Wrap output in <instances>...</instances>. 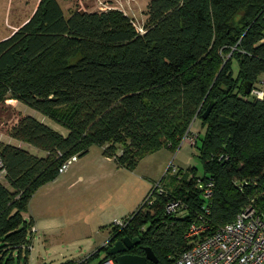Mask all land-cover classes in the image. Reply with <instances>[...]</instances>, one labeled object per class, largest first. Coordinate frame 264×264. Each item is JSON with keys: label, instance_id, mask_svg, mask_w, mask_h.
Instances as JSON below:
<instances>
[{"label": "trees", "instance_id": "16d2710c", "mask_svg": "<svg viewBox=\"0 0 264 264\" xmlns=\"http://www.w3.org/2000/svg\"><path fill=\"white\" fill-rule=\"evenodd\" d=\"M69 11L40 0L0 40V106L18 101L69 130L64 136L15 111L7 135L46 156L0 141V264H30L35 222L24 212L71 157L99 145L135 170L164 148L176 152L196 119L206 128L203 174L190 167L165 175V193L152 206L143 200L126 226L112 223L105 245L61 264H90L104 252L102 264L125 237L140 239L127 253L151 247L169 264L191 247L193 223L205 220L213 231L248 206L264 212V99L252 95L264 89V0H150L143 32L118 8ZM171 201H181L182 216L166 211Z\"/></svg>", "mask_w": 264, "mask_h": 264}, {"label": "rangeland", "instance_id": "374dc122", "mask_svg": "<svg viewBox=\"0 0 264 264\" xmlns=\"http://www.w3.org/2000/svg\"><path fill=\"white\" fill-rule=\"evenodd\" d=\"M67 15L70 9L106 11L118 8L128 14L139 31H144L150 0H59ZM40 0H0V40L5 39L23 25L35 12ZM238 64H235V75ZM15 111L34 116L64 136L69 130L41 112L9 100L0 106V141L18 145L6 130L13 121ZM197 135V144L183 142L176 151L164 148L151 154L135 170L119 167L107 159L104 148L93 145L85 157L74 161L68 172L61 173L55 182L41 187L33 196L26 219L36 218L38 229L33 231V248L30 264H61L68 260H84L109 239L111 225L137 210L150 192L167 173L171 163L180 169L196 167L199 175L204 166L199 158V147L206 128L201 119L191 127ZM11 140V141H10ZM33 154L45 157L46 152L28 148ZM1 167V160H0ZM83 176V179L80 177ZM0 178L4 174L0 168ZM101 256L90 264H97Z\"/></svg>", "mask_w": 264, "mask_h": 264}, {"label": "built area", "instance_id": "2783aa9c", "mask_svg": "<svg viewBox=\"0 0 264 264\" xmlns=\"http://www.w3.org/2000/svg\"><path fill=\"white\" fill-rule=\"evenodd\" d=\"M252 95L264 99V89L253 88ZM191 132L184 137L182 143L188 142L193 145L197 143L198 136ZM78 158V155L71 157L60 168V172L65 173ZM179 171L180 168L171 163L165 175L176 174ZM2 173L4 174L3 170ZM213 186L212 182L208 184L205 191L206 197H211ZM163 193H165V187L162 182L154 183L152 190L145 197L143 205L152 206L157 197ZM183 209L181 201H171L166 206V211L175 216H182ZM207 210L209 211L208 207ZM114 223L118 226L127 224L125 219L117 220ZM186 238L190 240L191 247L169 264H264V212H260L253 205L246 207L235 221L213 231H210L205 220L193 223ZM102 264L117 263L115 258L110 256Z\"/></svg>", "mask_w": 264, "mask_h": 264}, {"label": "water", "instance_id": "95a60500", "mask_svg": "<svg viewBox=\"0 0 264 264\" xmlns=\"http://www.w3.org/2000/svg\"><path fill=\"white\" fill-rule=\"evenodd\" d=\"M250 93V89L248 91ZM215 103H211L204 113V118H207ZM140 243L139 238L132 239L125 237L116 241L109 249L108 255L113 256L117 264H154L159 263V258L151 247H146L145 255H134L127 253V251L134 247L135 244Z\"/></svg>", "mask_w": 264, "mask_h": 264}, {"label": "crops", "instance_id": "0c3cea01", "mask_svg": "<svg viewBox=\"0 0 264 264\" xmlns=\"http://www.w3.org/2000/svg\"><path fill=\"white\" fill-rule=\"evenodd\" d=\"M191 130H192V129H191ZM8 136H9V135H8ZM9 137H10V136H9ZM10 138H11V137H10ZM10 141H11V140H10ZM11 143H13V142H11ZM18 145H19V146H23V147L33 148V146H31V145H29V144H26V143H23V142H19ZM88 154H89V153H88ZM88 154H87V155H88ZM87 155H86V156H87ZM84 157H85V156H84ZM107 159L114 160L113 158H109V157H107ZM114 161H115V160H114ZM115 162H116V161H115ZM137 168H138V167H137ZM68 170H69V169H68ZM68 170H67V172H68ZM65 173H66V172H65ZM80 178L83 179V176H81ZM57 179H58V178H57ZM57 179H56V180H57ZM56 180H55V181H56ZM55 181H52V182H55ZM50 183H51V182H50ZM44 186H45V185H44ZM31 219H34V222H35V229H36V228L38 227V221H37L36 218H34V217H32ZM122 219H124V218H122ZM112 223H113V222H112ZM37 229H38V228H37ZM107 241H108V240H107ZM107 241L105 242V244L107 243ZM105 244H104V245H105Z\"/></svg>", "mask_w": 264, "mask_h": 264}]
</instances>
